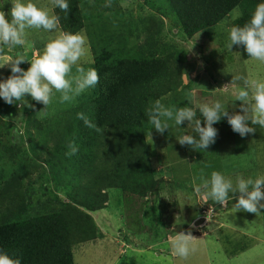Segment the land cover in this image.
<instances>
[{
	"label": "trees",
	"instance_id": "1",
	"mask_svg": "<svg viewBox=\"0 0 264 264\" xmlns=\"http://www.w3.org/2000/svg\"><path fill=\"white\" fill-rule=\"evenodd\" d=\"M68 2L67 13L54 8V13L60 17L59 28L73 33L84 31L82 0ZM164 2L168 9L159 14L175 19L184 40H192L200 34L201 38L206 37L211 42L215 32L225 28L223 22L236 13L240 15L235 23L243 25L247 22L260 0ZM119 10L124 16L122 8ZM160 15L156 18L152 14L141 20L145 27L135 24V30L144 32V40L136 46L128 45L129 39L120 35L116 27L109 34L104 31L94 36V41L91 40L92 63L99 82L75 108L45 123L24 112L32 118L28 124L36 129L45 144L40 145V152L44 151L47 158L43 163L28 159L27 163L31 164L19 165L15 172L0 175V248L13 258H20L21 264H74L73 252L77 246H94L95 240L100 244L105 238L93 214L107 209L111 197L115 200L119 197L123 204V193L129 194L128 197L137 203L148 194H156L160 184L154 169L157 147L148 138L161 133L154 132L149 109L170 94L175 96V109L188 105L187 99L182 98V105L178 106L186 87H183L182 79L185 55L179 50V58L178 45L163 41L164 21ZM109 40L112 45L106 44ZM220 49L218 44L217 51H213L218 57L222 55ZM236 54L250 59L242 45H234L228 52L231 60ZM213 73L219 75L220 71ZM228 78L231 82L236 80L227 76L221 81ZM215 100L214 97L213 102ZM9 106L0 99V119L6 116ZM78 113H83L100 131L88 127L78 118ZM214 127L229 128L230 125L223 118ZM10 130L0 134L3 149L0 160H24L27 152L21 147V139L8 135ZM160 140L167 153H174L166 147L170 145L168 138ZM48 141H52V147L48 146ZM260 141L262 137L255 134L253 143ZM70 142H74L78 151L67 156ZM216 144L218 146V142ZM234 145L246 147L239 139ZM189 149L185 147L186 154L193 157L194 151ZM259 153L261 151L255 155ZM201 161V154L191 159L193 163ZM44 180L48 184L53 182L55 191L43 188ZM149 202L150 207L157 208L163 217L157 198ZM142 205H148V201H143ZM119 232L123 233L122 230ZM121 240L129 242L126 236Z\"/></svg>",
	"mask_w": 264,
	"mask_h": 264
},
{
	"label": "rangeland",
	"instance_id": "2",
	"mask_svg": "<svg viewBox=\"0 0 264 264\" xmlns=\"http://www.w3.org/2000/svg\"><path fill=\"white\" fill-rule=\"evenodd\" d=\"M33 2L39 7L54 12L53 0H33ZM6 3L0 10L6 13V18L10 19L8 13L11 0H6ZM81 8L86 23L83 33L86 34L89 43V56L84 63L85 68H94L91 40L94 41V36L99 32L106 31L109 34L112 28L116 27L120 35L129 39L128 45L136 46L144 40V32L136 29L137 32L133 28L135 24L145 27L143 23L141 24V20L152 14L158 18L160 11L168 9L165 7L164 0H82ZM120 8L125 12L124 16H121ZM162 15L164 14L160 15L164 21L161 34V37H164L163 41L169 45L177 44L178 53L180 50L182 55H185L182 79L183 87H186L183 89L178 106L182 105V98L187 99V106L197 108L203 103L211 104L215 97L216 100L219 99L228 105V111L239 112L241 102L235 101V88L244 86L246 80L258 76L264 77V63L252 58L243 59L240 54H236L231 60L229 51L225 47L226 28L215 32L211 42L206 37L201 38L200 34L192 40H184L180 26L175 24V19ZM56 34L30 30L28 42L25 45L18 46L14 50L5 47L3 51H0V62L5 56L22 55L28 62L21 63L19 66L27 70L30 62L42 52L48 38ZM105 39H110V36H105ZM106 44L112 45V40ZM218 44L221 46L220 53H222L219 57L213 52L217 51ZM178 55L180 58V53ZM214 57L215 62H213ZM214 66L215 68L212 69ZM215 71H220L219 75L212 74ZM10 74L7 65L0 68V78L6 79ZM227 76L236 80L231 82V78H228L226 81H221ZM225 86L228 87L225 88ZM92 90L93 88L77 96L73 101L64 103L60 102V93H55L53 101L46 109L44 105L28 96L26 99L34 107L10 105L8 107L10 114L6 113V116L0 119V134L4 135L6 130L11 129L7 134L14 136L13 139H21V147L26 150L27 158L24 160L16 158L13 161L0 160V175L5 176L6 173L15 172L19 165L31 164L27 163L28 159L43 163L47 158L44 151L40 152L42 148L40 145L43 142L36 129L28 124V120L32 118L25 115V111L33 115L36 120L45 123L75 108L88 97ZM174 102H176L175 96L170 94L160 103L175 112ZM197 118H201L199 112ZM161 120L162 123L169 125V129L158 136L148 138L157 147L154 169L160 184L156 194L155 192L148 194L138 203L134 198L128 197L130 195L127 193L122 195L123 204L120 203L119 197L118 200L111 197L107 209L93 214L105 238L99 242L100 244H96L95 240L94 246H77L73 252L74 264H264V209H260V214L257 215L243 210L235 212L233 206L236 202L235 197L226 205L205 200L201 193L196 192L199 182L194 180L195 175L201 170L210 175L212 171L219 169L225 176L233 177V179L237 174H243L246 178L264 174V128L250 125L255 127L256 131L240 137L231 130V127H219L215 144L201 151L192 149L194 156L191 157L192 155L186 154L185 147L186 149L188 147V150L192 147L177 142L183 134H194L188 122L185 121L180 128L175 125L174 120H168L165 117H161ZM154 132L157 131L154 130ZM255 134L262 137V141L258 144L253 143ZM162 138L169 139L170 145L166 147H170L174 153H167L163 149L162 140H160ZM236 139L246 144V147H240V149L239 146L234 145ZM47 144L49 147L53 145L52 141H48ZM260 151V155H255ZM0 154H3L1 145ZM199 154L202 155V161L191 162V159L197 158ZM42 187L55 191L53 182L48 184L44 180ZM43 191L45 192L44 189ZM155 198L159 203L158 207L161 206L164 212L163 217L160 216L157 208L150 207L149 201ZM143 201H148V205H142ZM162 220L164 224L161 223ZM162 225L165 226L162 227ZM154 228L157 229L154 230ZM120 230L123 233L119 232ZM181 232L185 234L191 232L195 238L191 241L193 251L186 258L177 257L172 251L171 238ZM124 236L129 242L121 240ZM117 241L120 245H117Z\"/></svg>",
	"mask_w": 264,
	"mask_h": 264
},
{
	"label": "clouds",
	"instance_id": "3",
	"mask_svg": "<svg viewBox=\"0 0 264 264\" xmlns=\"http://www.w3.org/2000/svg\"><path fill=\"white\" fill-rule=\"evenodd\" d=\"M5 4L6 0H0V9H3ZM53 7L67 13L69 2L53 0ZM8 15L10 19L0 10V51L5 47L14 50L25 45L30 30L33 29L57 34L48 38L42 52L30 62L27 70L19 66L27 61L22 55L5 56L0 62V68L7 65L11 73L6 79L0 78V99L6 104L34 107L26 99L28 96L44 105L46 109L53 101L55 93H60L61 103L70 102L98 84L99 75L96 69L84 67L89 56V43L83 31L73 33L60 30V17L46 8L37 6L33 0H11ZM239 15L236 13L223 22L227 29V51L231 52L234 45H242L248 57L264 63V0H260L243 25L235 23ZM235 101L241 102L240 110L232 113L228 111V105L219 99L211 104H200L197 108L177 107L175 112L157 101L149 109V117L154 130L160 133L169 129L167 123H162L161 117L174 120L175 125L179 127L187 121L194 134H183L177 142L190 145L195 151H201L215 143L218 129L214 125L223 118H226L231 130L240 137L256 131V128L250 125L264 128V77L246 80L244 86L236 87ZM198 112L201 118H197ZM77 115L88 127L100 131L83 113ZM150 133L151 131L149 136ZM68 147L70 151L66 153L67 156L75 155L78 151L74 142H70ZM194 180L199 182L196 192L201 193L205 200L226 205L235 197V212L243 210L257 215L260 214V209H264V174L247 178L243 174H237L233 179L219 171H212L208 175L201 170ZM237 193L238 196L235 195ZM194 239L191 232H181L172 237L173 254L181 258L188 257L193 251L191 241ZM0 264H21V260L18 257L13 258L6 250L0 248Z\"/></svg>",
	"mask_w": 264,
	"mask_h": 264
},
{
	"label": "crops",
	"instance_id": "4",
	"mask_svg": "<svg viewBox=\"0 0 264 264\" xmlns=\"http://www.w3.org/2000/svg\"><path fill=\"white\" fill-rule=\"evenodd\" d=\"M151 200H152V199H151ZM168 242H169V241H168ZM117 245H120V243H119L118 241H117ZM199 252H200V251H199ZM199 252H198V253H199ZM197 255H198V254H197ZM188 259H189V258H188Z\"/></svg>",
	"mask_w": 264,
	"mask_h": 264
}]
</instances>
